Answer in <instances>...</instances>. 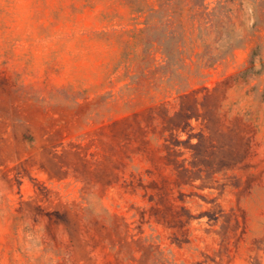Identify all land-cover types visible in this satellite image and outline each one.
Here are the masks:
<instances>
[{"label": "rangeland", "instance_id": "374dc122", "mask_svg": "<svg viewBox=\"0 0 264 264\" xmlns=\"http://www.w3.org/2000/svg\"><path fill=\"white\" fill-rule=\"evenodd\" d=\"M233 3L244 44L164 95L112 0H0V264H264V0Z\"/></svg>", "mask_w": 264, "mask_h": 264}, {"label": "trees", "instance_id": "16d2710c", "mask_svg": "<svg viewBox=\"0 0 264 264\" xmlns=\"http://www.w3.org/2000/svg\"><path fill=\"white\" fill-rule=\"evenodd\" d=\"M114 14L122 28L115 31L123 52L120 64L125 77L136 90L152 89L160 94L179 93L195 80L208 77L246 37L238 32L237 11L233 0H112ZM119 9L126 14L120 16ZM264 66L261 51L255 49L249 65L239 73L247 82L256 68ZM135 74L129 76V69Z\"/></svg>", "mask_w": 264, "mask_h": 264}]
</instances>
